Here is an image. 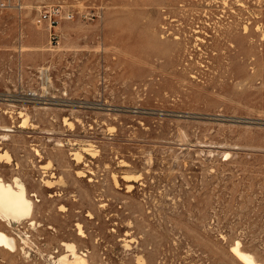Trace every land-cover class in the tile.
Listing matches in <instances>:
<instances>
[{
  "label": "rangeland",
  "instance_id": "1",
  "mask_svg": "<svg viewBox=\"0 0 264 264\" xmlns=\"http://www.w3.org/2000/svg\"><path fill=\"white\" fill-rule=\"evenodd\" d=\"M25 1L0 13V174L36 227L0 221V264L64 241L93 264H245L237 241L264 262V0Z\"/></svg>",
  "mask_w": 264,
  "mask_h": 264
},
{
  "label": "bare ground",
  "instance_id": "2",
  "mask_svg": "<svg viewBox=\"0 0 264 264\" xmlns=\"http://www.w3.org/2000/svg\"><path fill=\"white\" fill-rule=\"evenodd\" d=\"M81 149L87 152L91 150L90 147L86 146ZM73 154L77 160H80L83 156L79 150H76ZM4 159L6 160L5 162L10 163L9 156L4 152H0V161ZM3 176L0 174V221H5L8 225L12 226L15 222H22L27 219L33 228L36 227V222L33 220L36 206L34 200L31 198L27 185L18 176L13 177L10 181L6 180ZM124 176L127 180H132L131 174ZM46 186L52 187L53 184L50 180H47ZM129 188L131 189L130 185ZM78 228L82 233L83 229L80 223H78ZM29 239L24 237L22 241L28 244ZM62 244L66 248L65 252L54 260L52 259L53 264H93L87 258L85 252L78 251L77 245L74 242L64 241ZM0 245L12 251H15L18 246L15 236L4 230H0ZM231 249L245 264H264L263 261L256 259L252 253L244 250L241 247L240 241H237ZM143 258L140 256L138 260L143 262Z\"/></svg>",
  "mask_w": 264,
  "mask_h": 264
},
{
  "label": "built area",
  "instance_id": "3",
  "mask_svg": "<svg viewBox=\"0 0 264 264\" xmlns=\"http://www.w3.org/2000/svg\"><path fill=\"white\" fill-rule=\"evenodd\" d=\"M26 7L25 0H0V13L8 10L22 13ZM37 11V24L46 23L49 27L55 26L62 19L72 18V14L63 11L61 6H41Z\"/></svg>",
  "mask_w": 264,
  "mask_h": 264
}]
</instances>
